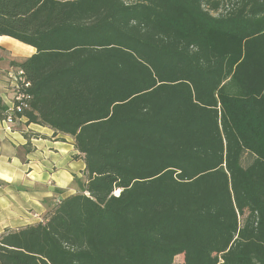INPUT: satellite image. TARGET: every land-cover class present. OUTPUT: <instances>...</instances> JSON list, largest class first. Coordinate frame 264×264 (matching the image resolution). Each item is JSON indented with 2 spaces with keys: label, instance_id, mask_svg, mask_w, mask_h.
Masks as SVG:
<instances>
[{
  "label": "trees",
  "instance_id": "trees-1",
  "mask_svg": "<svg viewBox=\"0 0 264 264\" xmlns=\"http://www.w3.org/2000/svg\"><path fill=\"white\" fill-rule=\"evenodd\" d=\"M0 35L88 175L0 264H264V0H0Z\"/></svg>",
  "mask_w": 264,
  "mask_h": 264
},
{
  "label": "crops",
  "instance_id": "crops-1",
  "mask_svg": "<svg viewBox=\"0 0 264 264\" xmlns=\"http://www.w3.org/2000/svg\"><path fill=\"white\" fill-rule=\"evenodd\" d=\"M35 53L33 46L0 35V102L4 107H13L8 78L16 68L13 62ZM246 156L245 163L251 162ZM87 180L85 160L71 135L28 123L26 117L9 125L0 116V237L8 230L38 224Z\"/></svg>",
  "mask_w": 264,
  "mask_h": 264
},
{
  "label": "built area",
  "instance_id": "built-area-1",
  "mask_svg": "<svg viewBox=\"0 0 264 264\" xmlns=\"http://www.w3.org/2000/svg\"><path fill=\"white\" fill-rule=\"evenodd\" d=\"M8 78L10 80L11 90L14 94V100L13 107L9 110V114L4 121L11 125L16 121L14 113L22 112L24 109L29 108L31 95L28 89L31 87V82L27 79L22 68L11 69L8 73ZM42 221L44 222L45 219Z\"/></svg>",
  "mask_w": 264,
  "mask_h": 264
},
{
  "label": "rangeland",
  "instance_id": "rangeland-1",
  "mask_svg": "<svg viewBox=\"0 0 264 264\" xmlns=\"http://www.w3.org/2000/svg\"><path fill=\"white\" fill-rule=\"evenodd\" d=\"M183 256H177L175 258L174 264H182L183 263Z\"/></svg>",
  "mask_w": 264,
  "mask_h": 264
}]
</instances>
